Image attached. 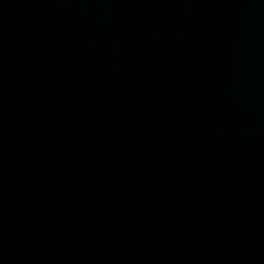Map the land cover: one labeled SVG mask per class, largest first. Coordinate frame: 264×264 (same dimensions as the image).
<instances>
[{
	"label": "water",
	"instance_id": "95a60500",
	"mask_svg": "<svg viewBox=\"0 0 264 264\" xmlns=\"http://www.w3.org/2000/svg\"><path fill=\"white\" fill-rule=\"evenodd\" d=\"M0 264H264V0H0Z\"/></svg>",
	"mask_w": 264,
	"mask_h": 264
}]
</instances>
